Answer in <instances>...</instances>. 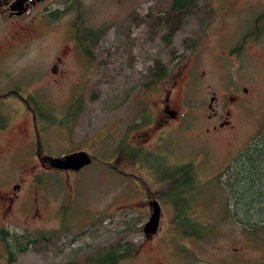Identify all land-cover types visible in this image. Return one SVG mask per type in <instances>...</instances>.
Here are the masks:
<instances>
[{
    "label": "rangeland",
    "instance_id": "1",
    "mask_svg": "<svg viewBox=\"0 0 264 264\" xmlns=\"http://www.w3.org/2000/svg\"><path fill=\"white\" fill-rule=\"evenodd\" d=\"M170 4L40 0L0 20V191L23 188L0 228L35 239L12 264H98L90 256L115 243L133 248L119 264H264V233L247 236L224 213L217 182L264 124V0H197L165 43L157 19ZM84 30L96 31L90 55L75 36ZM166 104L177 117L163 123ZM78 150L91 163L77 172L46 159ZM184 164L193 184L173 193L161 169ZM153 199L161 215L147 236ZM185 216L200 235L183 232Z\"/></svg>",
    "mask_w": 264,
    "mask_h": 264
},
{
    "label": "trees",
    "instance_id": "2",
    "mask_svg": "<svg viewBox=\"0 0 264 264\" xmlns=\"http://www.w3.org/2000/svg\"><path fill=\"white\" fill-rule=\"evenodd\" d=\"M196 7L197 0H171L167 16H159L157 19V23H163L169 27L168 33L163 36L165 43L169 42L170 36L175 33L178 22L192 13ZM55 14L56 12L52 15L55 17ZM86 32L92 38L97 37L96 31L87 30ZM164 72V66L157 61L149 70L148 78L155 82ZM39 110H36L35 114L43 115ZM131 155L138 156V153L136 151ZM140 160H142L141 157ZM168 168L167 179H171L173 183V193L192 186L194 177L190 164ZM221 176L217 182L226 195L227 205H225L224 213L233 218L247 236L254 238L258 233H264V124L256 136L231 159ZM176 214L181 215L179 210ZM194 223L187 216L178 220V225L183 232L200 235L198 230L201 231V229L197 226L195 228ZM26 240L28 242L24 244V251L28 244L35 241L24 235V241ZM104 250L105 254L96 263L119 264L120 260L133 255V248L129 243H115Z\"/></svg>",
    "mask_w": 264,
    "mask_h": 264
},
{
    "label": "flooded vegetation",
    "instance_id": "3",
    "mask_svg": "<svg viewBox=\"0 0 264 264\" xmlns=\"http://www.w3.org/2000/svg\"><path fill=\"white\" fill-rule=\"evenodd\" d=\"M18 1H20V0H0V20L3 21L4 23H6L7 26L10 25L11 21H15L17 19H22L24 17V15L26 14V12L29 10V8L36 5L40 0H24L22 2L21 8L18 7ZM13 5H14V7H12ZM19 33L20 34L24 33V26H18V31H16V34L20 35ZM75 36H76L78 42L80 41L79 45L81 46V50H82L81 54L90 55V52H91L90 47H92L91 35L88 34L86 31L85 32L81 31L79 33H75ZM15 37L16 36H12V35L10 36V39L12 42L17 41V39ZM85 42H86V44L84 46H82V44H84ZM56 60L60 61L61 58L57 57ZM55 67L52 69L53 71L56 70ZM6 95H8L10 97L12 102H16V103L18 102V103H22V104L24 103V101L25 102L27 101V98H30L29 96L26 97L24 95H17V94H6ZM233 98L234 97H231V99H233ZM166 101H167V99H166ZM161 112L164 116L161 120L163 123H166L170 118L174 119L177 117L176 111L170 109L167 104L162 108ZM213 114L216 115L215 113H213ZM209 116L211 117L212 114ZM227 122L228 121H226V120L225 121L222 120L218 123V125H219V127H222ZM6 125H7L6 121H4L2 124H0V131H5L4 129L6 128ZM214 129H217V127L215 126ZM46 159L49 162V159L48 158H46ZM90 163H91V161H90ZM49 164H50V162H49ZM167 168L161 169V171H165V174H163V176L161 177L163 179H167ZM62 170H70V169H62ZM79 170H77V171H79ZM71 171H74V170H71ZM77 171H74V172H77ZM7 186H8V184H7ZM7 186H6V189L8 188ZM22 189L23 188H22L21 184L16 183L11 187L10 190L0 191V208L3 204L6 207H8V204H7L8 202H9V207H11L13 202L20 196ZM153 200H156V199H153ZM153 200L151 201V209H152ZM63 205H64V203L62 204V206ZM159 206H160V204H159ZM2 209H3V207L1 208V210ZM22 209L24 211V206L22 207ZM160 215H161V206H160ZM61 222H62V219H61ZM63 224H65V223H63ZM65 227H69V225H67ZM157 230H158V228H157ZM157 230H156V232H157ZM0 231H1V233H3V235L0 236V239H1L0 247H3L5 249V253L3 254V257L6 258L7 264H12L15 261L17 255L24 253V243H27L28 241L26 240L24 242V231L21 232V234L17 235V237H15L13 235L11 236L9 234L7 228L1 227ZM155 233H153V234H155ZM153 234H146V235L151 236ZM103 254H105V250H104V248H101L100 253L95 252L94 254H92L90 256L89 260H93L96 262V261L101 259V256ZM11 258H13V261H11Z\"/></svg>",
    "mask_w": 264,
    "mask_h": 264
},
{
    "label": "water",
    "instance_id": "4",
    "mask_svg": "<svg viewBox=\"0 0 264 264\" xmlns=\"http://www.w3.org/2000/svg\"><path fill=\"white\" fill-rule=\"evenodd\" d=\"M24 0L18 1V7H22V2ZM14 7V5L12 6ZM52 167L57 169H70L77 171L88 165L91 161L90 156L82 151H76L71 153L65 157H56V158H48ZM160 220V206L157 200H153L152 202V213L149 218L146 220L143 226V231L146 234H153L156 232Z\"/></svg>",
    "mask_w": 264,
    "mask_h": 264
}]
</instances>
